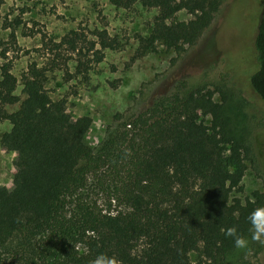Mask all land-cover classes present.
Masks as SVG:
<instances>
[{
    "label": "trees",
    "instance_id": "16d2710c",
    "mask_svg": "<svg viewBox=\"0 0 264 264\" xmlns=\"http://www.w3.org/2000/svg\"><path fill=\"white\" fill-rule=\"evenodd\" d=\"M109 1L157 9L150 34L140 39V55L155 52L158 43L174 50L195 45L222 4ZM181 10L192 18L177 20ZM94 34L102 49L115 48L106 30ZM71 35L77 34L60 43L76 50ZM254 49L249 83L264 101V9ZM48 70L28 65L20 100L10 64L1 66L0 104H20L2 113L11 128L0 145L17 153L19 173L11 190L0 188V264H90L101 253L115 264H230L237 248L224 231L252 235L247 218L264 207V193L244 202L233 196L242 190L249 147L231 132L227 94L220 91L217 101L209 89L175 91L144 110L116 113L101 142L90 146V120L67 118L66 100L51 98L45 87ZM194 251L197 260L190 258Z\"/></svg>",
    "mask_w": 264,
    "mask_h": 264
},
{
    "label": "rangeland",
    "instance_id": "374dc122",
    "mask_svg": "<svg viewBox=\"0 0 264 264\" xmlns=\"http://www.w3.org/2000/svg\"><path fill=\"white\" fill-rule=\"evenodd\" d=\"M0 1V79L1 66L10 64L20 100L25 98L22 75L28 65L46 66L49 95L66 100L70 121L90 120L86 141L97 146L116 113L144 110L175 91L209 89L217 101L223 91L231 132L249 147L242 190L233 196L244 202L255 191L264 193V101L249 83L256 69L254 40L264 0H221L212 25L195 45L174 50L158 43L155 52L144 55L138 53L140 39L152 30L155 8L136 3L125 9L109 0ZM191 18L186 10L176 16ZM96 30H106L116 40L115 48L102 49ZM72 31L76 50L60 43ZM19 104H0V135L11 128L2 113L16 111ZM202 119L210 124L209 115ZM18 173L17 153L0 145V188L11 190ZM96 199L103 201L101 193ZM251 236L245 238L246 248L231 253L230 264H264V244ZM198 257L196 251L190 254L191 260Z\"/></svg>",
    "mask_w": 264,
    "mask_h": 264
},
{
    "label": "clouds",
    "instance_id": "9594fccd",
    "mask_svg": "<svg viewBox=\"0 0 264 264\" xmlns=\"http://www.w3.org/2000/svg\"><path fill=\"white\" fill-rule=\"evenodd\" d=\"M252 240L264 244V207L253 210L248 216ZM226 237H231L234 247L244 249L247 247L248 241L237 233L235 227H229L224 231ZM90 264H115L114 259L105 255L98 254L90 261Z\"/></svg>",
    "mask_w": 264,
    "mask_h": 264
}]
</instances>
